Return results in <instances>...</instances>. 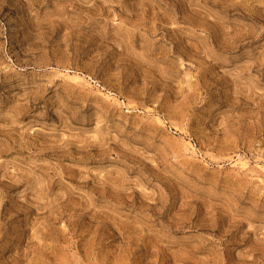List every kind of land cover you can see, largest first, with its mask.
I'll return each mask as SVG.
<instances>
[{
    "label": "rangeland",
    "instance_id": "1",
    "mask_svg": "<svg viewBox=\"0 0 264 264\" xmlns=\"http://www.w3.org/2000/svg\"><path fill=\"white\" fill-rule=\"evenodd\" d=\"M0 264H264V0H0Z\"/></svg>",
    "mask_w": 264,
    "mask_h": 264
}]
</instances>
